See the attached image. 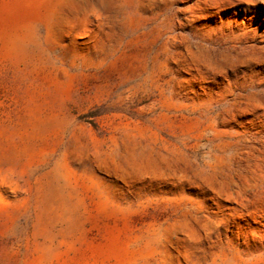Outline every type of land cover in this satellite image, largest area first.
<instances>
[{"label": "rangeland", "instance_id": "1", "mask_svg": "<svg viewBox=\"0 0 264 264\" xmlns=\"http://www.w3.org/2000/svg\"><path fill=\"white\" fill-rule=\"evenodd\" d=\"M0 264H264V0H0Z\"/></svg>", "mask_w": 264, "mask_h": 264}]
</instances>
